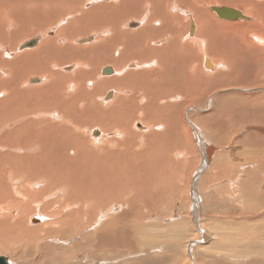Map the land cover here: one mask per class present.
<instances>
[{
    "label": "rangeland",
    "instance_id": "rangeland-1",
    "mask_svg": "<svg viewBox=\"0 0 264 264\" xmlns=\"http://www.w3.org/2000/svg\"><path fill=\"white\" fill-rule=\"evenodd\" d=\"M45 1L0 0V126L7 119L16 116V114L19 115L26 112L29 114L35 112L41 114L43 112L41 116L43 119L47 118L46 120H48V114H54V109H57L60 114L67 115L69 120L80 124L82 133L86 137L80 136L79 141H77L79 143V153L78 159L75 161L64 160L63 164L57 165V159L55 158L57 156L52 155V153L49 154L52 158L49 155L47 156L48 158L44 156L45 158L42 157L32 164H29L32 161H28L27 164L24 159H19L20 162H24L23 165H20V168L23 166L21 170L19 169L20 171L34 168L38 172L43 169L46 170V174L48 172L47 176L50 178L46 177L47 180L39 182L33 181L34 183L31 181V185H28L29 191L26 188L27 182L20 180L19 182H14L12 178L7 179L10 177L8 175L6 178L0 177V196L10 197L12 200L11 208L7 203H0V210H3L0 213V246L3 248L1 250L0 247V256L7 257L12 264H248L249 258L238 257L237 255L251 252L254 244L257 246L264 245V57H262L264 56V44H259L252 39L254 35H257L258 38L264 40V0H261V2L260 0H209V3L207 0H180L181 2L178 0V3L180 2L179 4L183 6L181 8L182 11H179L181 14L178 12L180 14L178 18L180 20L183 18L185 21H183L181 28L185 35H189L187 39H184V42L189 41L191 36L193 38L198 35L199 24L196 25L198 22L194 18V13L192 14L188 9L197 7L196 4L202 1L203 7L205 6L204 9H206L200 8L204 12L206 11L204 13L206 15H204L205 19L203 18L202 21V24L206 25H203L204 29H206L204 31L208 33L214 30V27L212 28L210 25L213 24L214 26L213 22L215 21L218 29L215 28L214 31L216 32L212 31V33L214 32L216 35L214 36L213 33L214 37H209V40H207L205 45L207 49L203 50L204 54L196 52V50L195 53H192L194 50L190 47L187 49L190 52L185 50V52L177 54L173 48L166 49V45L169 42L159 43L156 48L161 52L174 54V62L172 63L174 64L176 77L175 83L174 81L161 82L160 78L153 79L148 75L139 74L140 68L141 70H146V65H142L143 67L141 66L139 69L136 68V72L126 71L125 73L129 72L131 76L124 73L127 76L128 83L124 82L128 85L130 81L133 89H143V95L148 96L147 100L150 99L145 101L144 97L141 99L142 102H140V96L138 95L136 99L122 104L124 107L120 108V110L117 109L118 112L110 108L112 100L113 103L115 102L116 98L114 99V96L116 97V95L114 94L109 99H106L107 93L98 86L102 79L114 77L116 73L115 67L108 64L99 66L98 59L101 53L109 58L118 59L116 57H118L119 53L114 50L115 47L120 46L118 43L123 41L120 31L117 32L116 37L111 34L105 35L103 42H98L94 32L81 35L79 31L86 28L85 26L91 27L95 23H99V26H102V22L105 19V23H113V20H118L117 24L121 26L122 23L119 19L121 17L119 11L121 8L114 7L112 0H108V2L103 0H54V2L53 0H47L46 4L43 3ZM210 1L213 2L210 3ZM50 2H52V5ZM135 2L140 1L130 0L124 5V11H121L122 13L124 12V16L128 13H136L137 15V18L126 20L124 27L127 31L132 30L131 32H134L144 28V23L140 19L146 17L143 12L149 10L146 8L153 6L151 10L157 16L164 14L162 16L166 17L165 13H168V11L164 10V6H161L160 0H155L152 6L145 5V2L136 6ZM79 3L84 4V11H79L76 16L72 11ZM241 3L250 8H255L256 16L249 17L247 15V20H237L232 21V23L219 18L211 9L213 6H228L245 14ZM157 8L161 10L159 11ZM156 9L159 11L158 13H156ZM173 12L175 13L176 11ZM101 17L104 18L101 19ZM133 22L143 23V26L134 28L127 26L128 23ZM206 22L212 23L207 24ZM192 23L195 24V30L191 33L189 28ZM218 23L227 26L224 27ZM230 23L232 26L234 24L239 25L237 26L239 27L237 29L238 32L231 31L232 26L229 25ZM167 24L161 28L155 26V30H151L149 35L158 37V41L163 40L164 37H169L167 33L171 31L169 27L171 23L167 21ZM220 26L223 27L221 28ZM239 31L242 32L240 33L242 35L239 34ZM243 31L249 32L245 36L246 40L249 39L247 48L243 45ZM210 32L209 36L212 35ZM232 32L235 33L237 40L235 38L232 39L233 36H230L231 39L229 38V35L234 34ZM45 34L44 38L43 35ZM225 34H228V37H224ZM59 35L61 36L57 39ZM217 35H219V39L215 38ZM240 36L241 38H237ZM87 37H93L90 43H77L78 40ZM34 38H40V43L47 42L48 45L44 52L37 53L35 57L30 55L32 52L36 53L43 43L33 50L30 49L31 51L23 52L19 50L23 43ZM214 38L219 43L215 42V44ZM229 39L234 41V47H230L232 41L230 42ZM51 40H57V42L49 44ZM70 40L72 45L69 43ZM237 41L243 44H238ZM208 44L213 46V49H210ZM215 45L220 46L217 49ZM235 46L238 47L235 48ZM88 47H100L101 52L88 54L85 51ZM228 47L229 52H227ZM224 48L226 50L225 54L222 53L225 51ZM232 48L235 49V52ZM214 49L216 50L214 51ZM129 50V54H131L135 49L129 47ZM143 50L144 47H140L137 51L143 52L144 55L148 53L150 56L152 54L150 50L146 52ZM254 50H257L258 54L253 52ZM186 51L190 55H187ZM205 51L207 53L211 51L209 52L210 55L205 54ZM236 51L238 52L236 53ZM246 51L250 52V56L249 52ZM5 52L12 53V57L8 58ZM123 52L124 48L122 49V54H124ZM233 53L236 54L231 56ZM115 54L117 55L115 56ZM28 55L30 56L28 57ZM76 55L90 60V63L85 66L90 76L96 78L97 71L100 74L95 87H89V83H93L90 81L88 84L85 83L81 89H78L81 98L86 97L88 99V92L94 93L93 97L97 100L93 99L91 101L90 106L93 107H90L91 110L89 107L78 106L75 108V103L72 106L71 102H68L71 99L63 97L69 82L65 81L62 76L57 75L51 82L47 74L45 75L44 72L40 73L44 68L46 70L53 67L56 73L60 72L62 75L74 73L75 76L73 77L76 78L80 76L78 74L80 67L77 68L76 64H73L74 62L62 64L58 67L55 64L57 59L63 56L74 57ZM220 55H223V57ZM225 55L229 57V64L226 65L228 68L226 75H219V78L212 80L213 82L209 81L211 77L204 76L207 69L205 65L202 67L203 59L206 58L211 61L216 59L218 63H221L222 59L227 58ZM190 56L192 58L195 56L193 58L195 60L194 63H192ZM230 57H233V60ZM225 60L227 62V59ZM49 61L52 62L49 63ZM215 61H213L214 64ZM4 62H9V69L11 70L8 68L4 69ZM197 62L198 64H196ZM136 64L138 65L139 63ZM68 66L72 68L67 71L63 70V72L60 71L61 67L65 68ZM107 67L114 70L113 75H102L103 69ZM35 68L40 70V72L36 73L37 76L32 71ZM217 69L215 73H210V75H215L219 70H223V67L218 66ZM7 72H10L11 78L7 77L9 76ZM135 73H137L138 78ZM179 73L180 75L183 74V76H180ZM3 76L7 77L6 80ZM196 76L202 78V80H197ZM242 76H245V79ZM257 76L262 77V79L260 77V79H257ZM29 78H37L40 83H31L32 79ZM222 78L226 79V81ZM58 79V82L55 81ZM79 82L83 83V81ZM251 83H253V86ZM32 85H36V87L34 88ZM155 85H158V88L161 87V89H155ZM169 86L173 90L172 99L170 98L171 100H166V102L161 100L158 103L155 98H162L164 94L171 90ZM150 89H154V91L152 92ZM5 90L6 94L4 93ZM111 91L113 89H110ZM8 92L10 93L8 94ZM83 93L85 97H83ZM150 94L151 96H149ZM185 95L186 98L184 97ZM63 98L66 99V104L63 103ZM93 103L96 107L92 105ZM108 104L109 107L107 106ZM166 104L168 107L165 106ZM108 108L112 109V112ZM121 109L124 110L121 111ZM136 109L140 110L135 111L138 117H134V113V115H131V111ZM39 110L40 112H38ZM43 110L50 112L45 113ZM128 110H130L129 113ZM97 113L99 114L97 115ZM113 113L118 125L124 127V122L128 123V125H125L127 127L125 132L111 129L102 133L96 127L99 123L94 125V122L98 121V119L101 120V118L102 120L105 119L104 115L108 114H110V120H113L114 116L111 115ZM121 115V118L125 119L124 122L121 118L120 120L117 118ZM143 115L146 118L148 117L147 120L144 119L143 121V118H145ZM93 117L96 121L93 120ZM52 118L56 123H54L53 127L48 128L49 130L45 129L46 124L41 126L43 130L38 124L34 125L30 132L25 128L21 129L22 131L20 129L15 131L13 128L18 124L14 125L12 129L7 128L9 126L7 125L0 132V142L7 143L9 140L10 142L25 141V139L29 140L38 135L44 139L43 135L48 133L49 137L46 135L45 138H50L47 142L50 145L49 147H51L54 143V140L51 141L52 135L61 130V128L56 126L57 123H60V119ZM89 119L90 121H88ZM110 120L106 124L108 122L111 124ZM93 126L95 127L93 128ZM37 128L41 130L38 131ZM94 129L101 132L98 137H94L91 134ZM108 133L110 135L107 136ZM12 136H15V138ZM105 139L111 143H105V146H100ZM81 140H85V144ZM44 147L49 148L45 145ZM0 151V161L2 160L0 162V176L8 169H11L16 174L17 168H15L14 164H10L9 154H7V157H3L2 150ZM210 152L211 155L208 157ZM5 164H8V166H4ZM79 165L81 168H79ZM85 165L88 169H91L88 171ZM78 168L79 170H77ZM54 170L58 172L56 173L57 175L51 174L54 173ZM54 175L56 178H54ZM247 177L250 180H247ZM246 181H249L248 183L251 182V184ZM80 182L81 184L79 185L78 183ZM12 189L15 190L14 194ZM6 190L9 192H6ZM39 191L41 192L38 194ZM246 191L249 193L247 194ZM15 194L16 196H14ZM38 195H41L40 199ZM71 200L84 202L82 206L79 204L77 206V203L71 205L73 203ZM80 209L84 210L80 212ZM120 212L123 213L120 214ZM102 216L105 217L100 222L98 217ZM35 218L39 221L32 223L31 219ZM52 218L54 219L52 220ZM113 218H117L115 228L107 229L108 231L103 230L106 223L108 224V221ZM51 231L52 233H50ZM113 231L118 233L113 235L111 234ZM105 233L106 235H111L106 236L104 235ZM239 249L240 251H238ZM51 250L52 252H50Z\"/></svg>",
    "mask_w": 264,
    "mask_h": 264
},
{
    "label": "bare ground",
    "instance_id": "bare-ground-1",
    "mask_svg": "<svg viewBox=\"0 0 264 264\" xmlns=\"http://www.w3.org/2000/svg\"><path fill=\"white\" fill-rule=\"evenodd\" d=\"M45 1V0H44ZM60 1V0H59ZM75 1V0H74ZM80 1V0H79ZM97 1V0H96ZM103 1H105V2H108V0H103ZM113 1V3H112V5L114 6V7H119V9L121 8V10H119L120 11V13H121V17L119 18L120 19V21H121V26H118V24H117V22H118V20H113V23H105L104 21L106 20H104L103 22H102V26H99L100 24L99 23H95V24H93V25H91V29L88 27V26H85L86 28H84L83 30H80L79 31V33L81 34V35H83V34H88V33H90V32H94V33H96L95 34V36L98 38V42H103L104 40H105V35H107V34H111V35H114L115 37L117 36V32L118 31H120V34H121V38L123 39V41L122 42H119L118 43V45H120V46H117V47H115V50L114 51H117L118 53H119V55H118V57H116V58H118V59H113V58H109L108 56H104V55H102V53L101 54H99L100 55V57H99V59H98V63H99V66H101V65H105V64H108V65H112V66H114L115 67V74H114V77L112 76L111 78H105V79H102L101 80V82L99 83V88H102V89H104L105 90V92L108 94L109 92H110V89H113V91H111L110 93H112V96L115 94L116 95V97L114 96V103H113V100H112V105L110 106V108H112L113 109V111L114 110H116V112H118L117 111V109H119L120 110V108H123L124 106L122 105V104H124L125 102H127V101H131V100H133V99H136L137 97H138V95L140 96V102H142L141 101V99L142 98H144V99H146L147 97L145 96V95H143V89H140L139 88V90L138 89H133V87L131 86V84H130V81H129V79H128V81H129V84L127 85L124 81H126L127 82V76H125L126 74H129L130 75V73L129 72H127V73H125L126 71H134V72H136L137 71V69L136 68H140L142 65H146V70L144 71V69H142L141 70V68H140V71H138V73L139 74H144V76L145 75H148L149 77H151V78H153V79H157V78H160L159 80L162 82V81H168V82H172V81H174V83H175V81H176V77H175V74H174V64L172 63V62H174L173 61V55L174 54H172V53H163V52H161L158 48H156L157 47V45H159V43L160 44H163V42H169V44L168 45H166V49L167 48H173L176 52H177V54L178 53H181V52H185V50H187L188 49V47H190V48H192L194 51L192 52V53H195V50H196V52L198 51V52H200L201 54L204 52L203 50L205 49H207L206 48V43H207V40H209V37L211 38V37H214L216 34L214 33V32H216V31H214L215 30V28L216 29H218L217 27H216V25H215V23L217 24V22H213L214 23V26H213V24H211V23H209V22H206L207 24L209 23V24H211L210 26H212V28L214 27V30H212V31H214L213 33H214V36H213V33H212V31L210 32V33H212V35H210L209 36V32L208 33H206L207 31H204V30H206V29H204L205 27H203V25L204 24H202V21H203V18L205 19V17H204V13L206 12H204V10H206V9H204V7H203V1L201 2V3H195L196 4V6L197 7H195V8H193V9H188V10H190V12H192V14L194 15V18H195V20L198 22V23H196V25L197 24H199V32H198V35L196 36H194L193 38H192V36H191V38H189L190 40L189 41H185L184 42V39H187V37H189V35L187 36V35H185V33L183 32V30H182V28H181V25H182V23H183V18L180 20L178 17V15H180L181 13L179 12V11H182L181 10V8H183V6L181 5V4H179L178 3V0H160L161 2V6H164L163 8H164V10H166V11H168V13H165V16L166 17H163L162 15H164V14H162L161 16H157V14L155 15L154 14V12H152V10H151V8H153V6H152V4L153 3H155L153 0H138V1H140V2H135L134 4H137L136 6H138V4H140V5H142L143 4V2H145L146 4L145 5H149V6H152V7H150V8H146L147 10V12H145V11H143L145 14H144V16H146V17H144V18H142V19H140V21H142L143 23H144V28L142 29V30H139V31H134V32H131L130 30H126L125 29V24H126V20L127 19H132V18H137V15H136V13H133V14H131V13H128V14H126L125 16H124V12L122 13L121 11H124L123 9H124V5L126 4V3H128V2H130V0H112ZM158 1V0H157ZM175 3H174V2ZM197 1V0H196ZM204 1H206V0H204ZM214 1V0H213ZM213 1H210V3L211 2H213ZM218 1V0H217ZM241 1V0H240ZM247 1V0H246ZM249 1V0H248ZM46 2H47V0L45 1V2H43V3H45L46 4ZM53 2H54V0H53ZM64 2V1H63ZM83 2V1H82ZM207 2L209 3V0H207ZM225 2V1H224ZM243 2V1H242ZM255 2V1H254ZM260 2H261V0H260ZM28 3H29V1H28ZM205 3V2H204ZM218 3V2H217ZM220 3V2H219ZM50 4L52 5V2H50ZM158 4H159V2H158ZM222 4V3H221ZM49 5V4H48ZM59 5V4H58ZM61 5V4H60ZM75 5V4H74ZM78 5V4H77ZM83 5V6H82ZM154 5H156V4H154ZM184 5V4H183ZM192 5V4H191ZM206 5V4H205ZM253 5V4H252ZM105 6V5H104ZM238 6V5H237ZM241 6H242V8L244 9V12H245V17L248 19V16L250 17V16H256V9L255 8H250L249 6H247V5H245L244 3L242 4L241 3ZM254 6V5H253ZM75 7V6H74ZM146 7V6H145ZM192 7H193V5H192ZM203 7V9L204 10H202V9H200V8H202ZM213 7H218V8H221V6L219 7V6H213ZM226 7V6H225ZM155 8V7H154ZM161 8V7H160ZM226 8H230V7H226ZM231 8H233V7H231ZM158 9V8H157ZM156 9V13H158L161 9H158L157 10ZM235 9V8H234ZM100 10V9H99ZM98 10V11H99ZM154 11H155V9H153ZM79 11H81V12H83L84 11V4H82V3H79V5L72 11V13H74L76 16H77V14H79ZM128 11H130V10H128ZM173 11H176L175 13L173 12ZM186 11V10H185ZM208 11V10H207ZM80 12V14H82ZM101 12V11H100ZM162 12V11H161ZM165 12V11H164ZM178 12L180 13V14H178ZM188 12V11H187ZM71 13V12H70ZM96 14H98V12H96ZM3 15V14H2ZM102 15V14H101ZM207 15H208V13H207ZM248 15V16H247ZM259 15V14H258ZM262 15V14H261ZM70 16V15H69ZM105 16V15H104ZM184 16V15H183ZM206 16V15H205ZM100 17V16H99ZM185 17V16H184ZM210 18H211V16H209ZM104 18V17H103ZM102 17H101V19H103ZM246 19V20H247ZM254 19V18H253ZM74 20V19H73ZM100 20V19H99ZM138 20V19H137ZM211 20V19H210ZM209 20V21H210ZM223 20H225V21H229L230 22V20H226V19H223ZM241 20V19H240ZM102 21V20H101ZM167 21H169L170 23H171V25L169 26L170 28H171V31H169L168 33H167V35L169 36V37H167V38H163V40H161V41H158L157 39H158V37H156V36H153V35H149V32L151 31V30H155V26H158V27H163L165 24H167ZM211 21H213V20H211ZM13 22V21H12ZM78 22V21H77ZM185 22V21H184ZM232 22V21H231ZM60 23V22H59ZM143 23H137V22H133V23H128V27H130V28H134V27H132V24L134 25V24H136L137 26H143L142 24ZM204 23H205V21H204ZM221 23H223V22H221ZM233 23V22H232ZM6 24V23H5ZM15 24V23H14ZM74 24V23H73ZM87 24V23H86ZM193 24V29L195 30V24L194 23H192ZM192 24H191V27L189 28V31L191 30V33H192ZM218 24H220V23H218ZM225 24V23H224ZM238 24V23H237ZM243 24V23H242ZM242 24H240V25H242ZM9 25V24H8ZM51 25V24H50ZM168 25V24H167ZM220 25H223V24H220ZM229 25H231L232 26V24L230 23ZM248 25V24H247ZM136 26V27H137ZM204 26H206V25H204ZM224 27L225 26H227V25H223ZM222 26V27H223ZM237 26H239V25H235L234 24V26H232V30L231 31H234V32H236L237 31V29L239 28V27H237ZM245 26H246V24H245ZM250 26H251V24H250ZM14 27V26H13ZM209 27V26H208ZM221 27V26H220ZM221 27V28H222ZM242 27H244V26H242ZM34 28V27H33ZM51 28V27H50ZM211 28V27H210ZM211 28V29H212ZM252 28V27H251ZM256 28V27H255ZM32 29V28H31ZM124 29V30H123ZM225 29H227V28H225ZM229 29V28H228ZM47 30V29H46ZM160 30V29H159ZM193 30V31H194ZM208 30V29H207ZM251 30V29H250ZM130 31V32H129ZM230 31V30H229ZM228 31V32H229ZM230 31V32H231ZM242 31V30H241ZM262 31V30H261ZM46 32V31H45ZM45 32H43V33H45ZM61 32V31H60ZM187 32V31H186ZM229 32V33H230ZM234 32H232V33H234ZM238 32V31H237ZM244 32V31H243ZM42 33V34H43ZM47 33H48V31H47ZM228 33V34H229ZM240 33H242V32H240L239 31V34ZM247 33H249V32H244V36H242V40H244V44L243 43H240V42H238V44H243V45H245L246 46V48H247V41L249 40H246V37L245 36H247L248 34ZM60 34V33H59ZM119 34V35H120ZM221 34V33H220ZM228 34H225L224 35V37L225 36H227L228 37ZM231 34V33H230ZM51 35V34H50ZM92 35V34H91ZM164 35V34H163ZM240 35H242V34H240ZM250 35H252V34H250ZM45 36H46V34L45 35H43V37L45 38ZM60 36L61 35H59V36H57V39L58 38H60ZM162 36V35H161ZM230 36L232 37V39L233 38H235V40H237L236 39V37H235V33L234 34H232V35H229V38H230ZM237 36H238V34H237ZM260 36V35H259ZM43 37H42V39H43ZM49 37V36H48ZM95 37V38H96ZM114 37V38H115ZM226 37V38H227ZM249 37V36H248ZM80 38V37H79ZM78 38V39H79ZM88 38V37H87ZM215 38H218L219 39V35H217ZM214 38V43L215 42H218V40L217 41H215L216 39ZM237 38H241V36L240 37H237ZM251 38V37H250ZM49 39V38H48ZM67 39V38H66ZM84 39H86V38H84ZM162 39V38H161ZM224 39V38H223ZM231 39V38H230ZM230 39H229V41H230ZM252 39H254L256 42H258L259 44H264V40H262V39H260V38H258L257 37V35H254L253 36V38ZM264 39V38H263ZM47 40V39H46ZM77 40V39H76ZM80 40H82V39H80ZM80 40H78V44H79V41ZM220 40H222V39H220ZM227 40V39H226ZM246 40V41H245ZM40 41H41V39H40ZM42 41H44V40H42ZM113 41V40H112ZM223 41V40H222ZM232 41V40H231ZM230 41V42H231ZM4 42H6V41H4ZM8 42V41H7ZM53 42H57V40H55V41H53V40H51L50 42H49V44H52ZM71 42V40L69 41V43ZM75 42V41H74ZM133 42V43H132ZM221 42V41H220ZM229 42V43H230ZM237 42H236V44H237ZM250 42V41H249ZM10 43H11V41H10ZM43 43V42H42ZM42 43H39V44H41L42 45ZM59 43V42H58ZM140 43H141V45H140ZM219 43V42H218ZM224 43V42H223ZM226 43V42H225ZM234 41H232V45L230 46V47H234ZM9 44V43H8ZM71 44V43H70ZM210 44H213V43H210ZM216 44V43H215ZM237 44V45H238ZM47 42H44L43 43V45H42V47L36 52V53H31L30 55L32 56V57H35L36 56V54L37 53H42V52H44L45 50H46V48H47ZM72 45V44H71ZM209 45V44H208ZM221 45V44H220ZM219 45V46H220ZM242 45V46H243ZM61 46V45H60ZM88 46V45H87ZM131 48V49H135L131 54H129V47ZM135 46V47H134ZM205 46V47H204ZM210 46V45H209ZM215 46H217V45H215ZM219 46H217V47H215V48H217L218 49V47ZM225 46V45H224ZM224 46H222V47H224ZM228 46V45H227ZM226 46V47H227ZM240 46V45H239ZM244 46V47H245ZM1 47V46H0ZM103 47V46H102ZM142 48V47H144V52H146V51H148V50H150L151 51V55L149 56L148 55V53H147V55H144L143 54V52H138L137 50L139 49V48ZM225 47V48H226ZM238 47V46H237ZM236 46H235V48H237ZM251 47V46H250ZM8 48V47H7ZM15 48V47H14ZM13 48V49H14ZM124 48V54H122V49ZM225 48H224V50H225ZM103 49H104V47H103ZM118 49H120V50H118ZM209 49V48H208ZM210 49H213V46H210ZM220 49H221V47H220ZM232 49H234V48H232ZM239 49H240V47H239ZM5 50V49H4ZM33 50V49H32ZM101 50V48L100 47H93V48H90V47H88V48H86L85 49V51H86V53H88V54H90V53H95V52H101L100 51ZM216 49H214V51H215ZM238 50V49H237ZM248 50V49H247ZM251 50V49H250ZM258 50V49H257ZM257 50H254L253 52H256ZM25 51H31L30 49H27V50H24L23 52H25ZM187 51H189V50H187ZM187 51H186V54H187ZM232 51V50H231ZM230 51V52H231ZM234 52H235V49L233 50ZM232 51V52H233ZM239 51V50H238ZM238 51H236V53L238 52ZM240 51H242V50H240ZM190 52V51H189ZM209 52H211V51H208V53L205 51V54H208V55H210L209 54ZM219 52V51H218ZM226 53V50L225 51H223L222 53L223 54H225ZM227 52H229V47H228V51ZM243 52V51H242ZM246 52H249V51H246ZM245 52V53H246ZM4 53V52H3ZM6 53V56L8 57V58H11L12 57V53H9V52H5ZM17 53V52H16ZM217 53V52H216ZM235 53V54H236ZM240 53V52H239ZM257 53V52H256ZM29 54V53H28ZM169 54H170V57H169ZM185 54V53H184ZM197 54V53H196ZM204 54V53H203ZM215 54V53H214ZM218 54V53H217ZM221 54V53H220ZM229 54V53H228ZM234 53L231 55V56H234L235 55ZM242 54V53H241ZM249 54V56H250V52L248 53ZM252 54V53H251ZM258 54V53H257ZM4 55V54H3ZM30 55H28V57L30 56ZM117 54H115V56H116ZM187 55H190V54H187ZM227 55V54H226ZM225 55V56H226ZM230 55V54H229ZM243 55V54H242ZM247 55V53L245 54V56ZM2 56V55H1ZM44 56V55H43ZM124 56V57H123ZM192 56V55H191ZM190 56V57H191ZM205 56V55H204ZM212 56V55H211ZM220 56H222L223 57V55H220ZM245 56H243L244 58H245ZM249 56H248V58H249ZM252 56V55H251ZM31 57V58H32ZM187 57V56H186ZM189 57V58H190ZM214 57V56H213ZM217 57H219V56H217ZM227 57V56H226ZM235 57H237V56H235ZM247 57V56H246ZM253 57V56H252ZM262 57H264V56H262ZM26 58V57H25ZM188 58V57H187ZM193 58H195V56H193ZM192 57H191V60L193 61L192 63H194V59H193ZM216 58V57H215ZM221 58V57H220ZM219 58V59H220ZM228 58L229 57H227V58H225V59H227V62H228ZM230 58H232V60H233V57H230ZM29 59V58H28ZM196 59H197V56H196ZM225 59H222L221 60V63H218V61L216 60V59H212V61L210 60V59H206V58H204L203 59V61H202V67H203V65H205V68L207 69V71H205V77H211V78H209L208 80L209 81H212L213 79H217V78H219V75L221 76L222 74H224V75H226V70L228 69L227 67H226V65L227 64H229V62L227 63L226 62V60ZM261 59V58H260ZM216 60V61H215ZM232 60H231V62H232ZM234 60H235V58H234ZM213 61H215V64L213 63ZM242 61V60H241ZM10 62V61H9ZM9 62L8 63H6V62H4V64H3V66H4V69L6 68H8L9 69ZM50 62H52V61H49V63ZM57 63H55L56 65H57V67L59 66V65H62V64H69V63H72V62H74L73 64H76V66H77V68H79V71H78V74L80 75V76H78V77H73V76H75L74 75V73L73 74H70V75H62L60 72L59 73H56L54 70H53V67L50 69V68H47L46 70H45V68L40 72V70H39V68H35V69H32V71H33V73H38V72H40V73H42V72H44V74L46 75H48V79H50L51 80V82H52V80H54L55 78H56V76L57 75H59V76H62V78L65 80V81H68L69 83L67 84V88H65V93H64V95H63V97L64 98H66V99H71V100H68V102H71V104H72V106H74V103H75V108H77L78 106H80V107H91L90 106V104H91V101H93V99H95L94 97H93V95H94V93L93 92H88V94H89V98L87 99L84 95V93H83V97H85V98H81L80 97V92L78 91V89H81L82 87H83V85L85 84V83H89L90 81H92L93 83H89V87L91 88V86L92 87H95L96 85H97V79L100 77V74H99V72L97 71V76H96V78L95 77H92V76H90L88 73H87V70L85 69V66L86 65H88L89 63H90V60H86V58L84 57V58H82L81 56H63V57H61L60 59H57V61H56ZM181 62V61H180ZM247 62H249L248 60H247ZM136 63H139L138 65L136 64ZM196 64H198V62L196 63ZM200 64V63H199ZM52 65H53V63H52ZM181 65V64H180ZM231 65H232V63H231ZM239 65H240V63H239ZM242 65V64H241ZM251 65V64H250ZM37 66V65H36ZM75 66V67H76ZM218 66H222L223 67V70H219V72L218 73H216L215 75H213V76H211L210 75V73H215L218 69ZM232 66H234V65H232ZM47 67V66H46ZM54 67H55V65H54ZM143 67V66H142ZM72 68V67H71ZM193 68H195L194 66H193ZM232 68H234V67H232ZM231 68V69H232ZM236 68V67H235ZM42 69V68H41ZM54 69H56V68H54ZM88 69V68H87ZM188 69V68H187ZM258 69V68H257ZM9 70H11V69H9ZM24 70V69H23ZM63 70H65V71H67L68 69H66V68H60V71H62L63 72ZM74 70H76V69H74ZM78 70V69H77ZM202 70H203V68H202ZM234 70V69H233ZM31 71V70H30ZM231 71V70H230ZM237 71V70H236ZM235 71V72H236ZM101 72V71H100ZM195 72V71H194ZM243 72V71H242ZM255 72V71H254ZM4 73V72H3ZM12 73V72H11ZM32 73V74H33ZM65 73H67V72H65ZM87 73V74H86ZM124 73H125V75H124ZM200 73H203V72H200ZM6 74V73H5ZM178 74V73H177ZM255 74V73H254ZM7 75H9V76H7L8 78H11L12 77V75L10 74V72H7ZM34 75V74H33ZM43 75V74H42ZM44 75V76H45ZM135 75H137V73H135ZM179 75H180V73H179ZM182 76H183V74H181ZM180 75V76H181ZM195 75V74H194ZM199 75V74H198ZM203 75V74H202ZM260 75V74H259ZM36 76H37V74H36ZM43 76V77H44ZM131 76V75H130ZM130 76H129V78H130ZM4 77V76H3ZM6 77V78H7ZM137 78H138V75L136 76ZM186 77H188V75H186ZM197 78H198V76H196ZM245 77V76H244ZM243 76H242V78H244ZM260 76H257L256 78L257 79H262V77H260ZM5 78V77H4ZM6 78H5V80H6ZM196 78V79H197ZM29 79H32V78H29ZM33 79H37V78H33ZM135 79V78H134ZM222 79H224V78H222ZM245 79V78H244ZM4 80V79H3ZM39 80V79H38ZM44 80H46V79H44ZM142 80V79H141ZM197 80H202V78H198ZM225 81H226V79H224ZM230 80V79H229ZM8 81V80H7ZM55 81H59V79L58 80H55ZM79 81H83V83L81 84ZM136 81H139V80H136ZM244 81V80H243ZM259 81V80H258ZM4 82V81H3ZM23 82V81H22ZM48 82V81H47ZM213 82V81H212ZM234 82V81H233ZM254 82V81H253ZM8 83V82H7ZM29 83V82H28ZM128 83V82H127ZM131 83H132V80H131ZM227 83H229V82H227ZM25 84V83H24ZM52 84V83H51ZM57 84V83H56ZM170 84V83H169ZM192 84V83H191ZM213 84V83H212ZM252 84V86H253V83H251ZM259 84V83H258ZM174 85V84H173ZM239 85V84H238ZM244 85H246V84H244ZM24 86V85H23ZM32 86H34V85H32ZM52 86V85H51ZM131 86V87H130ZM156 86V85H155ZM172 86V85H171ZM171 86H169V87H171ZM236 86V85H235ZM246 86H248V85H246ZM255 86V85H254ZM36 87V85L34 86V88ZM50 87V86H49ZM169 87H167L169 90H170V88ZM136 88V87H135ZM156 88H158V85L155 87V89ZM160 89H161V87H159ZM158 88V89H159ZM73 89H74V91H73ZM261 89V88H260ZM59 90V89H58ZM148 90V89H147ZM151 90V89H150ZM171 90H172V87H171ZM169 91V92H167L166 94H164L163 95V97L162 98H160L159 99V97L158 98H155L157 101H158V103H160L161 102V100L163 101H165L166 102V100H169L170 98H171V96L173 95L172 94V92H173V90L172 91ZM251 90V89H250ZM64 91V90H63ZM77 91V92H76ZM88 91H90V90H88ZM152 92L154 91V89L153 90H151ZM159 91V90H158ZM167 91V90H166ZM166 91H163V92H166ZM175 91H176V89H175ZM260 91V90H259ZM261 91H262V89H261ZM6 92V90L4 91V93ZM157 92V91H156ZM3 93V92H2ZM10 92H8V94H9ZM45 93V92H44ZM145 93V92H144ZM149 93H150V91H149ZM148 93V94H149ZM159 93H162V92H159ZM159 93H158V95H159ZM6 94V93H5ZM31 94V93H30ZM35 94V93H34ZM48 94V93H47ZM152 94V93H151ZM151 94L149 95V96H151ZM155 94H157V93H155ZM160 95H162V94H160ZM191 95H193L192 93H191ZM17 96V95H16ZM88 96V95H87ZM247 96V95H246ZM101 97V96H100ZM106 97V99H107V96H105ZM174 97V96H173ZM185 98H186V95L184 96ZM253 97V96H252ZM254 97H256L255 95H254ZM261 97V96H260ZM14 98H16L15 96H14ZM63 98V103H65L66 104V99H64ZM101 98H103V97H101ZM154 98V97H153ZM194 98V97H193ZM4 99V98H3ZM8 99V98H7ZM143 99V100H144ZM150 99V98H149ZM149 99L147 100H145V101H149ZM159 99V100H158ZM172 99V98H171ZM170 99V100H171ZM184 99V98H183ZM256 99V98H255ZM17 100V99H16ZM95 100H97V99H95ZM95 100H94V102H95ZM9 101V100H8ZM11 101V100H10ZM23 101V100H22ZM19 102V101H18ZM21 102V101H20ZM139 102V103H140ZM220 102V101H219ZM23 103V102H22ZM26 103V102H25ZM24 103V104H25ZM102 103V102H101ZM69 105V104H68ZM92 105H94V103L92 104ZM139 106H140V104H138ZM160 105V104H159ZM170 105V104H169ZM217 105V104H216ZM259 105V104H258ZM37 106V105H36ZM95 106V105H94ZM101 106H102V104H101ZM103 106H104V104H103ZM108 107H109V104L107 105ZM165 106H167V104L165 105ZM96 107V106H95ZM94 107V108H95ZM138 107V106H137ZM136 107V108H137ZM168 107V106H167ZM170 107V106H169ZM216 107V106H215ZM91 108H93V107H91ZM91 108H90V110H91ZM110 108H108L109 110H111V112H112V109H110ZM139 108V107H138ZM159 108H161V107H159ZM39 109H40V107H39ZM43 109V108H42ZM64 109V108H63ZM66 109V108H65ZM86 109V108H85ZM103 109V108H102ZM134 109V108H133ZM151 109V108H150ZM38 110V109H37ZM67 110V109H66ZM95 110V109H94ZM122 110H124V109H121V111ZM141 110H142V108H141ZM160 110V109H159ZM158 110V111H159ZM169 110V109H168ZM173 110V109H172ZM249 110V109H248ZM44 111V110H43ZM54 111H55V113L54 114H48L49 116H48V120H46V119H43V117L41 116V114L43 113V112H41V114L40 113H31V114H29V113H23V114H16V116H14V117H12V118H10V119H7L6 121H4L2 124H1V126H0V132H2V130L4 129V127L5 126H7V125H9L7 128H10V129H12V127L14 126V125H16V124H18V125H16V127H14L13 129L16 131V130H21V129H26L27 131H32V130H30L32 127H34V125H39L40 127L43 125L44 126V124H46L45 126H46V128L45 129H48V128H51V127H53L55 124L54 123H56L55 121H53L52 119V117H54V119L55 118H57V119H60V123H57L56 124V126L57 127H59V128H61V130H58L57 132H55L54 133V135H52V137H51V141L52 140H54V143H53V146H51V147H49L50 145L48 144V142L47 141H49V139L50 138H45V136L47 135L48 137H49V135H48V133H46V135H43L44 136V139H43V137L42 138H40L39 137V135L37 136V137H35V138H31V139H29V140H27V139H25V141L24 140H19L18 142H10V140H9V142H7V143H5V142H0V150H2V153H3V157H7V154H9V159H11V163L10 164H14V166H15V168H17V173L16 174H14L13 172H12V170L11 169H8L5 173H3L0 177H2V178H6V177H8V176H10V177H8L7 179H10V178H12V180L15 182H19V180L20 181H24V182H27V185H26V188L28 189V191H29V187H28V185H31V181H32V183H34V182H39V181H44V180H47V178H49L47 175H48V172H47V174H46V170H43V169H40L38 172H37V169H34V168H28V169H26V171H20L21 170V168H23V166L20 168V165L22 164L23 165V163L24 162H26L27 164H28V161H32L31 163H29V164H32L33 162H35V161H38L40 158H42V157H44V156H48L50 153H52V155L54 154L55 156H57V157H55L56 159H57V165H59V164H63L64 162V160H70V161H75L76 159H78V153H79V149H78V147H79V143L77 142V141H79V139H80V136L81 137H86V136H84V134L82 133V126L80 125V124H77L76 122H74L73 120H69V117L66 115H63V113L62 114H60L59 113V110H57V109H54ZM62 111V110H61ZM129 111L130 110H128V113H129ZM137 111H140V110H134V111H131L130 113H131V115L133 114L134 115V117H138V115H137V113L136 112ZM151 111H153L152 109H151ZM250 111V110H249ZM260 111V110H259ZM258 111V112H259ZM38 112H40V110L38 111ZM45 113H47V112H50V111H47V110H45L44 111ZM53 112V111H52ZM88 112H89V109H88ZM95 112V111H94ZM110 112V113H111ZM141 112H143V111H141ZM241 112V111H240ZM82 113V112H81ZM120 113V112H119ZM156 113V112H155ZM197 113V112H196ZM238 113V112H237ZM29 114V115H28ZM87 114V113H86ZM85 114V115H86ZM93 114V113H92ZM99 113H97V115H98ZM104 114V113H103ZM138 114H139V112H138ZM157 114V113H156ZM171 114H172V112H171ZM174 114V113H173ZM252 114H253V112H252ZM70 115V114H69ZM111 115H115L114 113L113 114H111ZM119 115V114H118ZM127 115V114H126ZM128 115H130V114H128ZM258 115V114H257ZM144 116V115H143ZM160 116V115H159ZM217 116V115H216ZM104 117H105V119H103L102 120V118H101V116H100V118H101V120H99L98 119V121H96L95 119H94V117H93V120H95L96 122H94V125L95 124H97V123H99L98 125H96V127H98L99 128V130L103 133V131L104 132H108L109 130H111V129H117L119 132H125V129L127 128L125 125L127 124L128 125V123H125L124 122V120L121 118L122 117V115L120 116V117H117L119 120H120V118L122 119V121L124 122V127H121L120 125H118L117 124V119H115V116H114V118H113V120H110V114H108V115H104ZM145 117V116H144ZM167 117V116H166ZM253 117V116H252ZM98 118V117H97ZM124 118V117H123ZM132 118V117H131ZM140 118V117H139ZM148 118V117H147ZM147 118L145 117V118H143V121H144V119H146L147 120ZM152 118H153V116H152ZM176 118V117H175ZM174 119V118H173ZM194 119V118H193ZM110 120V122H111V124H109V122L106 124V122L107 121H109ZM139 120V119H138ZM137 120V121H138ZM162 120V119H161ZM177 120V119H176ZM226 120H227V118H226ZM226 120H223V121H226ZM246 120H249V119H246ZM88 121H90V119L88 120ZM135 121V120H134ZM136 121V122H137ZM148 121H149V119H148ZM152 121V120H151ZM168 121V120H167ZM222 121V122H223ZM245 121V120H244ZM131 122H133V121H131ZM152 122H154V121H152ZM228 122V121H227ZM249 122V121H248ZM251 122V121H250ZM89 123V122H88ZM122 123V122H121ZM134 123V122H133ZM219 123H221L220 121H219ZM226 123V122H225ZM91 124V123H90ZM218 124V123H217ZM217 124H215V125H217ZM224 124V123H223ZM228 124H230V123H228ZM134 125V124H133ZM148 125V124H147ZM243 125V124H242ZM251 125V124H250ZM90 126V125H89ZM244 126V125H243ZM64 127V128H63ZM95 126H93V128H94ZM158 127V126H157ZM216 127V126H215ZM224 127V126H223ZM248 127V126H247ZM6 128V127H5ZM66 128V129H65ZM38 129V131L39 130H43V127H41V129L40 128H37ZM53 129H56V128H53ZM63 129V130H62ZM89 129V128H88ZM49 130V129H48ZM57 130V129H56ZM99 130H97V129H94L92 132H91V134L94 136V137H98L100 134H101V132L99 131ZM22 131V130H21ZM61 131V132H60ZM166 131V130H165ZM5 132V131H4ZM18 132V131H17ZM47 132V131H46ZM49 132V131H48ZM11 133H13V131H11ZM42 133V132H41ZM52 133V132H51ZM94 133H98V135H94ZM162 133V132H161ZM256 133V132H255ZM10 134V133H9ZM17 134V133H16ZM24 134V133H23ZM43 134V133H42ZM141 134V133H140ZM154 134V133H153ZM190 134V133H189ZM108 135H110V133H108L107 134V136ZM112 135V134H111ZM156 135V134H155ZM51 136V135H50ZM180 136V135H179ZM178 136V137H179ZM13 137V136H12ZM12 137H10V138H12ZM1 138V137H0ZM13 138H15V136L13 137ZM6 141V140H5ZM81 141H83V140H81ZM86 141H87V139H86ZM85 142V140L83 141V143ZM89 142V141H88ZM91 142V141H90ZM82 143V144H83ZM105 143H111L109 140H107V139H105L104 141H102V143L100 144V146H102V145H104L105 146ZM50 144H51V142H50ZM85 144V143H84ZM254 144V143H253ZM44 145L45 146H47V147H49V148H46V147H44ZM76 146H77V148H76ZM83 146V145H82ZM92 147V146H91ZM255 147V146H254ZM86 148H88V147H86ZM255 149V148H254ZM44 150H46L45 152H44ZM85 151H86V149H84ZM192 150V149H191ZM252 150V149H251ZM88 151V150H87ZM95 151V150H94ZM100 151H101V148H100ZM195 151V150H194ZM1 152V151H0ZM83 152V151H82ZM89 152H92V151H89ZM20 153V154H19ZM88 153V152H87ZM184 153V152H183ZM261 153V152H260ZM264 153V152H263ZM18 154V155H17ZM19 155H21V156H19ZM103 155H105L104 153H103ZM131 155V154H130ZM210 155H211V152L209 153V155H208V157H210ZM50 156V158H52V156L51 155H49ZM82 156H84L83 154H82ZM24 159V162L22 163V162H20L19 161V159ZM45 158V157H44ZM43 158V159H44ZM48 158V157H47ZM46 158V160H48ZM122 158V157H121ZM158 158V157H157ZM81 159V158H80ZM42 160V159H41ZM83 160V159H82ZM85 160V159H84ZM2 161V160H1ZM0 161V162H1ZM17 161H19V162H17ZM23 161V160H22ZM45 161V160H44ZM79 161H81V160H79ZM78 161V162H79ZM94 161V160H93ZM5 162H7V160H5ZM48 162V161H47ZM51 162V161H50ZM97 162V161H96ZM39 163V162H38ZM54 163V162H53ZM87 163V162H86ZM46 164V163H45ZM88 164V163H87ZM127 164V163H126ZM208 164V163H207ZM0 165H1V163H0ZM8 166V164H5L4 166ZM48 165V164H47ZM53 165V164H52ZM51 165V166H52ZM155 165V164H154ZM12 166V165H11ZM28 166V165H27ZM33 166H34V164H33ZM54 166V165H53ZM80 166V165H79ZM78 166V167H79ZM86 166V165H85ZM181 166V165H180ZM50 167V166H49ZM89 167V166H88ZM91 167H92V164H91ZM6 168V167H5ZM47 168H48V166H47ZM51 168H53V167H51ZM74 168V167H73ZM79 168H81V166L79 167ZM79 168L77 169V170H79ZM249 168V167H248ZM20 169V170H19ZM44 169H46V168H44ZM85 169V168H84ZM86 169H88L87 168V166H86ZM89 169H91V168H89ZM89 169H88V171H89ZM51 170H53V169H51ZM60 170V169H59ZM72 170V169H71ZM83 170V169H82ZM133 170V169H132ZM252 170V169H251ZM47 171H50V170H47ZM62 171V170H61ZM69 171V170H68ZM75 171V170H74ZM81 171V170H80ZM245 171V170H244ZM3 172V171H2ZM51 172H53V171H51ZM70 172V171H69ZM175 172V171H174ZM56 173H58L57 171H55L54 170V173H51V174H55V175H57ZM76 173V172H75ZM88 173V172H87ZM237 173H238V171H237ZM241 173V172H240ZM245 173V172H244ZM8 175V176H7ZM50 175V174H49ZM54 175V176H55ZM64 175V174H63ZM72 175H74V174H72ZM83 175V174H82ZM51 176V175H50ZM53 176V177H54ZM62 176V175H61ZM67 176V175H66ZM47 177V178H46ZM54 178H56V176L54 177ZM76 178H78V177H76ZM84 178H86V177H84ZM83 178V179H84ZM50 179V178H49ZM52 179V178H51ZM58 179V178H57ZM64 179V178H63ZM208 179H209V177H208ZM55 180V179H54ZM60 180V179H59ZM79 180H80V177H79ZM247 180H250L248 177H247ZM11 181V180H10ZM34 181V182H33ZM63 181V180H62ZM64 181H66L65 179H64ZM81 181V180H80ZM51 182V181H50ZM97 182V181H96ZM99 182V181H98ZM107 182V181H106ZM245 182V181H244ZM247 182V181H246ZM249 182V181H248ZM247 182V183H248ZM255 182V181H254ZM11 183V182H10ZM102 183V182H101ZM246 183V184H247ZM51 184V183H50ZM55 184H58V183H55ZM68 184V183H67ZM79 185L81 184V182L80 183H78ZM77 184V185H78ZM244 184V183H243ZM242 184V185H243ZM248 184H251V182L250 183H248ZM254 184V183H253ZM38 185V184H37ZM59 185V184H58ZM75 186H76V184H74ZM73 185V186H74ZM168 185V184H167ZM180 185V184H179ZM258 185V184H257ZM62 186V185H61ZM64 186V185H63ZM65 186H67V185H65ZM64 186V187H65ZM50 187V186H49ZM68 187V186H67ZM104 187V186H103ZM11 188V187H10ZM25 188V187H24ZM25 188V189H26ZM58 188V187H57ZM62 188V187H61ZM80 188V187H79ZM16 189V188H15ZM8 190V189H7ZM6 190V192H9L10 191V189H9V191H7ZM44 190V189H43ZM42 190V191H43ZM51 191H52V189H50ZM66 190V189H65ZM79 190V189H78ZM14 191L15 190H13L12 189V192H13V194H14ZM26 191V190H25ZM48 191H49V189H48ZM70 191V190H69ZM16 192H18V191H16ZM27 192V191H26ZM41 191H39L38 192V194L40 193ZM72 192V191H71ZM74 192V191H73ZM76 192H77V190H76ZM23 194H24V192H22ZM46 193V192H45ZM91 193V192H90ZM128 193V192H127ZM186 193V192H185ZM246 193L248 194L249 192H247L246 191ZM245 193V194H246ZM12 194V193H11ZM81 194V193H80ZM159 194V193H158ZM244 194V193H243ZM69 195H70V193H69ZM76 195V194H75ZM208 195V194H207ZM14 196H16V194L14 195ZM39 196V199H40V196L41 195H38ZM143 196V195H142ZM205 196V195H204ZM78 197V196H77ZM260 197V196H259ZM13 198V197H12ZM15 198V197H14ZM19 198V197H18ZM74 198V197H73ZM142 198V197H141ZM258 198V197H257ZM16 199V198H15ZM38 199V198H37ZM90 199V198H89ZM199 199V198H198ZM75 200H80V199H75ZM84 200V199H83ZM91 200V199H90ZM131 200V199H130ZM136 200H138V199H136ZM240 200V199H239ZM7 201V202H6ZM9 201V202H8ZM42 201V200H41ZM70 201V200H69ZM72 201V200H71ZM1 202H4V203H7L8 205H9V207L11 208V206H12V200L10 199V197H8V198H6L5 196H0V203ZM11 202V203H10ZM57 202V201H56ZM73 203H71V205L73 204H76L77 203V206H82L83 205V202L82 201H78V202H76V201H72ZM87 202V201H86ZM91 202V201H90ZM123 202V201H122ZM199 202V201H198ZM201 202V201H200ZM49 204V203H48ZM79 204V205H78ZM124 204V203H123ZM131 205H132V203H130ZM137 204V203H136ZM122 205V204H121ZM135 205V204H134ZM87 206V205H86ZM125 206V205H124ZM133 206V205H132ZM147 206V205H146ZM74 207V206H73ZM103 207V206H102ZM105 207V206H104ZM134 207V206H133ZM6 208V207H5ZM47 208V207H46ZM82 208V207H81ZM90 208V207H89ZM100 208V207H99ZM117 208V207H116ZM124 208V207H123ZM1 209V208H0ZM6 210V209H5ZM77 210V209H76ZM81 211L80 212H82L84 209H80ZM2 211L3 210H0V213H2ZM44 211V210H43ZM73 211V210H72ZM133 211H134V209H133ZM242 211V210H241ZM6 212V211H5ZM10 212V211H9ZM97 212V211H96ZM247 212V211H246ZM252 212V211H251ZM112 213V212H111ZM123 213V212H122ZM121 212H120V214H122ZM126 213V212H125ZM124 213V214H125ZM99 214V213H98ZM120 214H119V216H120ZM123 214V215H124ZM35 215V214H34ZM149 215V214H148ZM225 215V214H224ZM138 216V215H137ZM90 217V216H89ZM105 216H102V217H98V218H100V222H102L101 221V219L102 218H104ZM121 217V216H120ZM1 218V217H0ZM18 218H20V217H18ZM112 218V217H111ZM110 218V219H111ZM125 218V217H124ZM140 218V217H139ZM148 218V217H147ZM3 219V218H2ZM21 219H22V217H21ZM54 218H52V220H53ZM81 219V218H80ZM93 219V218H92ZM97 219V218H96ZM122 219V218H121ZM155 219V218H154ZM167 219V218H166ZM171 219V218H170ZM260 219V218H259ZM263 219V218H262ZM6 220V219H5ZM32 220V219H31ZM76 220V219H75ZM109 220V219H108ZM106 221V220H105ZM110 221V220H109ZM108 221V224L106 223V225L104 226V229L103 230H107V229H109L110 230V228H112V227H114L115 228V226H116V222H117V218H113L110 222ZM147 221V220H146ZM30 222V221H29ZM44 222V221H43ZM94 222V221H93ZM134 222V221H133ZM155 222V221H154ZM71 223V222H70ZM96 223V222H95ZM132 223V222H131ZM2 224V223H1ZM18 224V223H17ZM151 225V224H150ZM103 226V225H102ZM91 227H92V225H91ZM152 227V226H151ZM45 228H46V226H45ZM57 228V227H56ZM80 228V227H79ZM103 228V227H102ZM76 229V228H75ZM99 230V229H98ZM141 230V229H140ZM76 231V230H75ZM100 231V230H99ZM98 231V232H99ZM108 231V230H107ZM122 231V230H121ZM48 232V231H47ZM97 232V233H98ZM50 233H52V231L50 232ZM116 233H118L117 231H113L111 234H116ZM123 233V232H122ZM140 233V232H139ZM156 233V232H155ZM260 233V232H259ZM28 234V233H27ZM111 234H107L108 236H110ZM141 234V233H140ZM63 235V234H62ZM104 235H106V233L104 234ZM106 235V236H107ZM40 236V235H39ZM98 236V235H97ZM144 236V235H143ZM148 237V236H147ZM204 237V236H203ZM205 239V238H204ZM261 239V238H260ZM146 240H148V239H146ZM143 241V240H142ZM264 241V240H263ZM1 242V241H0ZM147 243V242H146ZM144 244V243H143ZM194 245H195V243H194ZM5 246V245H4ZM7 246V245H6ZM1 247V250L3 249L2 248V246H0ZM143 247H145V246H143ZM10 248H11V246H10ZM9 248V249H10ZM15 248V247H14ZM133 248V247H132ZM149 248V247H148ZM240 248V247H239ZM253 248V250L251 251V252H249V253H245V254H243V255H237L238 257L240 256H242V257H246V258H249L250 259V261H248V264H264V251H263V249H264V245H261V246H257L256 244H254V246L252 247ZM5 250V249H4ZM7 250V249H6ZM56 250V249H55ZM238 251H240V249L238 250ZM5 252V251H4ZM7 252V251H6ZM10 252H12V251H10ZM50 252H52V250L50 251ZM191 252V251H190ZM8 254V253H7ZM190 254V253H189ZM47 258V257H46ZM10 262V261H9ZM151 263V262H150ZM10 264H12L11 262H10ZM243 264V263H242Z\"/></svg>",
    "mask_w": 264,
    "mask_h": 264
},
{
    "label": "water",
    "instance_id": "water-1",
    "mask_svg": "<svg viewBox=\"0 0 264 264\" xmlns=\"http://www.w3.org/2000/svg\"><path fill=\"white\" fill-rule=\"evenodd\" d=\"M212 11H214L219 18L221 19H226V20H230V21H237V20H246L247 18L245 17V15L241 12V11H238V10H235L233 8H226V7H221V8H218V7H212L211 8ZM137 25L136 24H132V27H136ZM193 24H192V32H193ZM93 37H88L86 39H82L79 41L80 44H86V43H90L92 41ZM40 43V38H34V39H31L29 41H26L25 43H23L20 47H19V50L20 51H24V50H27V49H34L36 48ZM66 69H71L70 66L68 67H65ZM114 73V70L110 67H107L105 69H103L102 71V75L103 76H111L113 75ZM31 83H34V84H38L40 83V80L38 79H32L31 80ZM112 96V93H108L107 94V99H109L110 97ZM94 135H98V133H94ZM39 220L38 219H32L31 222L32 223H37ZM0 264H10L9 262V259L7 257H4V256H0Z\"/></svg>",
    "mask_w": 264,
    "mask_h": 264
}]
</instances>
